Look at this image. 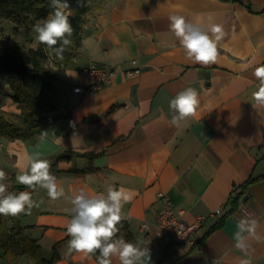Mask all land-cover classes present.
<instances>
[{"label": "crops", "instance_id": "crops-1", "mask_svg": "<svg viewBox=\"0 0 264 264\" xmlns=\"http://www.w3.org/2000/svg\"><path fill=\"white\" fill-rule=\"evenodd\" d=\"M90 3L78 52L55 66L53 113L60 117L20 137L0 134L4 183L11 192H31L39 203L31 215L7 216L9 225L22 226L47 259L55 247L54 264H97L98 253L91 258L67 253L66 209L80 189L106 194L114 185L132 194L122 209L131 217L126 220L131 238L124 239L144 242L150 254L145 264H214L215 259L239 264L242 253L233 248L232 239L237 221L257 220L256 233L264 237V107L250 103L258 87L252 68L264 63V0ZM172 14L204 29L211 23L224 26L227 35L217 45L215 64L186 59L168 29ZM93 62L111 71L108 80L92 93L74 91V86H88L83 68ZM135 67L138 72H126ZM186 87L197 90L199 107L178 127L171 126L169 101ZM10 93L7 75L0 72V112L19 111ZM34 154L50 162L64 196L51 200L46 190L32 191L16 182ZM242 188L237 207L212 227ZM162 194L185 222L202 218L191 234L194 243L155 238ZM245 241L251 244L252 264H264V242L251 236ZM2 262L35 264L27 253L13 258L0 254ZM112 264H119L118 258Z\"/></svg>", "mask_w": 264, "mask_h": 264}, {"label": "clouds", "instance_id": "clouds-1", "mask_svg": "<svg viewBox=\"0 0 264 264\" xmlns=\"http://www.w3.org/2000/svg\"><path fill=\"white\" fill-rule=\"evenodd\" d=\"M77 7H84L85 0H76ZM51 11L46 18H42L33 25L35 41L51 49L56 59L63 60L65 51L72 45L71 39L74 29L70 22L72 15L69 0H49ZM168 29L179 41L187 60L194 64L209 66L215 64L218 57V43L227 33L224 26L211 23L207 29L200 27L199 22H189L184 16L172 14L169 16ZM211 17L209 20L211 21ZM258 87L251 93V104L254 108L264 107V63L255 66L251 71ZM200 100L198 92L193 87L180 90L170 101L169 110L171 126H179L182 121L195 115ZM50 162L41 159L39 154L29 156L27 169L18 172L15 179L19 185L36 191L44 189L51 200L64 196V190L58 188L56 176L50 171ZM7 176L0 170V215L18 217L21 214L31 215L33 208L39 203L32 199L29 191L11 192L8 190ZM132 194L123 188L109 185L105 192L95 195L80 189L70 199L71 207L66 209L70 219L65 224V235L68 254H82L91 258L96 255L97 264H112L113 258H118L119 264H145L150 259L148 248L143 247V241L137 239L135 243L126 241L118 236L123 221L131 217L122 211L125 204L130 203ZM258 221L241 218L236 223V231L232 237L233 248L242 253L239 264H252V240L264 242V237L256 233ZM214 264H221L215 259Z\"/></svg>", "mask_w": 264, "mask_h": 264}, {"label": "trees", "instance_id": "trees-1", "mask_svg": "<svg viewBox=\"0 0 264 264\" xmlns=\"http://www.w3.org/2000/svg\"><path fill=\"white\" fill-rule=\"evenodd\" d=\"M69 3L72 7L69 19L74 29L71 37L73 43L65 51L63 60L56 59L52 50L43 44L26 47L17 41L0 37V72L7 75L11 89L10 97L19 109L17 113L0 112V134L20 137L37 126L50 124L60 117L53 113L54 99L57 96L54 84L55 66L66 64L78 52L82 27L92 10L90 0H85L84 7H77L76 0H69ZM48 4L49 0H0V21L6 19L18 26L33 29V25L46 18L51 11ZM243 190L242 188L232 196L229 200L230 208L223 212L212 227L218 226L223 218L237 207ZM118 227V236L130 240L126 220ZM21 253L29 254L35 264H54L57 259L55 247L51 257L45 258L37 242L23 234L22 226L9 225L8 217L0 215V254L13 258Z\"/></svg>", "mask_w": 264, "mask_h": 264}, {"label": "built area", "instance_id": "built-area-1", "mask_svg": "<svg viewBox=\"0 0 264 264\" xmlns=\"http://www.w3.org/2000/svg\"><path fill=\"white\" fill-rule=\"evenodd\" d=\"M135 60H132L134 62ZM139 68L135 67L132 70L126 72H138ZM83 72L87 74L89 84L87 87L77 85L73 87L74 91L92 93L100 86H102L107 80L111 71L99 63H90L83 68ZM202 218L198 217L195 221L187 223L175 212L172 207V202L169 197L162 194V203L155 216V238L157 240L169 237L174 242L178 243H194L191 234L201 224ZM148 227L147 221L141 223V228L146 229Z\"/></svg>", "mask_w": 264, "mask_h": 264}, {"label": "rangeland", "instance_id": "rangeland-1", "mask_svg": "<svg viewBox=\"0 0 264 264\" xmlns=\"http://www.w3.org/2000/svg\"><path fill=\"white\" fill-rule=\"evenodd\" d=\"M0 37L8 38L9 41L16 40L26 47L37 46L33 29H27L24 27H21V29L15 28L12 23H10V20L6 19H1L0 21ZM2 264L4 263L2 262Z\"/></svg>", "mask_w": 264, "mask_h": 264}, {"label": "water", "instance_id": "water-1", "mask_svg": "<svg viewBox=\"0 0 264 264\" xmlns=\"http://www.w3.org/2000/svg\"><path fill=\"white\" fill-rule=\"evenodd\" d=\"M246 197H247V194H245V195L243 196V200H244Z\"/></svg>", "mask_w": 264, "mask_h": 264}]
</instances>
